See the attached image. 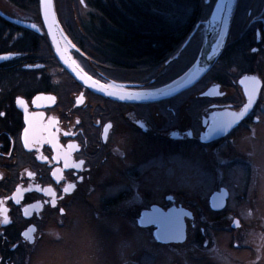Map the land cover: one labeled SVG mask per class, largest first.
Returning a JSON list of instances; mask_svg holds the SVG:
<instances>
[{
    "label": "flooded vegetation",
    "instance_id": "af4514ba",
    "mask_svg": "<svg viewBox=\"0 0 264 264\" xmlns=\"http://www.w3.org/2000/svg\"><path fill=\"white\" fill-rule=\"evenodd\" d=\"M81 1L92 10L90 0ZM56 5L60 12L59 1ZM78 7L79 0L72 1L73 16L80 17ZM249 7L197 84L140 103L94 92L61 66L38 0L37 6L33 0H0V264H51L48 255H59L55 248L81 231L84 212L101 224L118 218L158 245H183L190 227L193 244L208 249L215 227L230 235L231 248H246L240 245V231L256 224L248 215H255L260 174L251 144L264 137V0H252ZM92 11L89 24L98 25L102 15ZM57 15L81 52L71 50L76 62L90 78L116 92L161 91L191 68L204 40L201 25L175 60L177 46L155 62L110 49L104 57L88 38L102 28H87L81 19L75 20L80 26L74 30ZM247 76L258 77L261 89L252 109L238 120L248 102L241 85ZM132 150L144 155L147 168L131 159ZM167 152L194 157L193 168L209 172L212 183L204 199L170 188L153 193L151 170ZM241 176L250 180L242 188ZM248 196L251 204L246 206ZM155 206L186 212L184 243H161L155 223L141 224L143 214ZM184 259L175 258L172 264H185Z\"/></svg>",
    "mask_w": 264,
    "mask_h": 264
},
{
    "label": "rangeland",
    "instance_id": "374dc122",
    "mask_svg": "<svg viewBox=\"0 0 264 264\" xmlns=\"http://www.w3.org/2000/svg\"><path fill=\"white\" fill-rule=\"evenodd\" d=\"M58 1L62 9L59 12L56 8V12L58 11L63 16V21L69 28L79 30L80 24L75 23V20L80 21L82 19L86 25L90 23L87 14H92L93 11L86 5L83 6L81 0H79L78 7L80 17L72 15L74 10L76 11L75 8H72V1L74 0H61L62 3L60 0ZM251 1L236 0L230 25L232 32H235L241 26L243 16L246 9L250 8ZM57 2L55 0V7ZM214 2L215 0H211L207 4L205 0H202V23L207 21ZM202 23L200 26L203 25L204 29L200 26L194 27L183 39L179 47H176L177 52L172 60H175L187 47L193 32L195 34L201 28V33L204 35L205 26ZM77 34L81 41H86L79 31ZM200 38L203 40V36ZM200 42L202 44V41ZM73 58L77 61L74 55ZM78 59L83 60L81 56H78ZM215 73L218 72L213 74ZM227 73L223 74L221 72L220 75L227 79L229 78ZM207 83L206 81L202 82L203 85ZM251 146L254 147V160L258 164L260 174L255 181L258 188L257 201L253 211L255 215L253 217L248 215L250 219L255 220L256 224L250 228H242L240 231V235L244 236L240 245H246V248L239 250L231 248L230 235L224 230L216 229L215 227L210 229V237L213 243L209 245L208 249L200 248L193 244L195 234L194 229L190 227L188 229V239L183 245H158L155 239L142 235L137 228L126 223L123 224L118 218H112L110 224H101L92 222L90 214L84 212L78 222L82 232L78 230L79 232L76 235L70 237L72 240L69 239L63 245L57 246L55 252L59 255H48L47 259L51 264H121L122 262L172 264L175 258L181 259L185 257L184 261L186 260L187 262H184L185 264H264V137L257 139ZM130 157L147 168V159H144V155L140 151L135 152L132 150ZM169 160L171 163L167 162ZM195 165L196 160L194 157L182 159L179 153L174 152H167L161 155L159 167L151 170L153 176H151V181L153 178L155 181L153 185L150 184L153 193L170 188L184 190L192 197L204 199L212 183L211 176L208 171H204L200 167L194 169ZM249 181L247 177L241 176L239 178V187L247 186ZM253 182L254 180H251L250 186L252 187L254 186ZM243 204L246 206L251 204L250 198ZM202 214V212H198L200 218H203ZM78 226L75 229H79Z\"/></svg>",
    "mask_w": 264,
    "mask_h": 264
},
{
    "label": "water",
    "instance_id": "95a60500",
    "mask_svg": "<svg viewBox=\"0 0 264 264\" xmlns=\"http://www.w3.org/2000/svg\"><path fill=\"white\" fill-rule=\"evenodd\" d=\"M38 1L44 29L54 56L61 66L83 86L94 92L120 101L140 103L154 102L161 98L176 95L187 90L197 84L210 71L224 50L236 3V0H234L226 29L222 32L230 0H215L207 21L203 23L205 26L204 40L199 56L193 66L183 76L161 89V91L128 93L110 90L107 86L100 85L94 81L84 72L71 54V50L79 53L81 52L62 27L56 12L55 0ZM210 1L211 0H205L207 4H209ZM200 24L201 23H199L197 27H199ZM29 26L33 27L31 25ZM192 35H194V32ZM241 85L245 89L248 102L244 106V110L238 120L245 117L252 109L261 89V82L259 78L255 76L243 77L241 79ZM121 97H123V99H121ZM185 214L186 212L183 210H170L169 212H164L159 207L155 206L152 210L146 211L143 214L141 224L148 226L149 224L155 223L157 226L155 236L161 243H184L186 241ZM234 228H237V225H234Z\"/></svg>",
    "mask_w": 264,
    "mask_h": 264
},
{
    "label": "trees",
    "instance_id": "16d2710c",
    "mask_svg": "<svg viewBox=\"0 0 264 264\" xmlns=\"http://www.w3.org/2000/svg\"><path fill=\"white\" fill-rule=\"evenodd\" d=\"M33 1L37 6V0ZM88 6L102 15L98 25H86L102 28L88 35L100 56L116 50L145 62L159 61L174 46L179 47L203 11L202 0H90ZM106 28H112L113 33L103 30Z\"/></svg>",
    "mask_w": 264,
    "mask_h": 264
},
{
    "label": "bare ground",
    "instance_id": "6f19581e",
    "mask_svg": "<svg viewBox=\"0 0 264 264\" xmlns=\"http://www.w3.org/2000/svg\"><path fill=\"white\" fill-rule=\"evenodd\" d=\"M233 3H234V0H230L229 7H228V13H227L226 20L224 22V26H223L222 32H224L225 29H226V25H227V22H228V19H229V15H230V11H231V7H232Z\"/></svg>",
    "mask_w": 264,
    "mask_h": 264
},
{
    "label": "snow or ice",
    "instance_id": "6c2138e0",
    "mask_svg": "<svg viewBox=\"0 0 264 264\" xmlns=\"http://www.w3.org/2000/svg\"><path fill=\"white\" fill-rule=\"evenodd\" d=\"M121 99H123V97H121ZM20 103H23V101H20Z\"/></svg>",
    "mask_w": 264,
    "mask_h": 264
}]
</instances>
